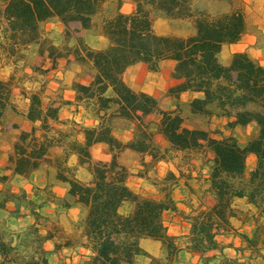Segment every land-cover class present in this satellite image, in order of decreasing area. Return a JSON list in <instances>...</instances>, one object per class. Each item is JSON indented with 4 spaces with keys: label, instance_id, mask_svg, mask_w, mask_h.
<instances>
[{
    "label": "trees",
    "instance_id": "16d2710c",
    "mask_svg": "<svg viewBox=\"0 0 264 264\" xmlns=\"http://www.w3.org/2000/svg\"><path fill=\"white\" fill-rule=\"evenodd\" d=\"M198 1L133 0L134 11L119 9L104 21L102 34L108 45L94 49L77 32L90 29L103 0H0V56L18 68L36 46L38 55L52 62L72 56L82 76L90 79L71 85L83 121L62 119V104L47 101L44 84L27 96L23 120L30 127L17 125L8 158L12 174L0 177V264H51L50 252L78 248L89 252L85 264H180L182 252L199 254L201 264H252L243 256L228 255L225 249L235 247L220 236H238L245 243L236 247L241 252L259 253L264 242V64L247 51L232 53L231 63L225 64L221 59L224 46L240 42L248 31L246 14L241 8L212 11ZM158 19L189 22L191 32L160 35L155 31ZM49 22L64 27L48 28ZM72 24L79 26L75 32ZM164 61L174 62L177 80L167 89L173 105L170 110L163 109L152 94L133 89L124 78L133 65L144 63L157 72ZM15 77L13 71L8 79H0L1 110ZM185 93L198 96L186 101L182 99ZM185 110L202 126L187 127ZM151 114L160 119L148 121ZM214 118L226 119L229 135H211L207 125ZM117 119L135 123L128 142L114 133ZM249 124L256 126V133L241 144L234 131ZM156 134L164 137L167 146L156 141ZM99 143L109 146L110 161L93 157L92 147ZM55 148L61 150L65 162L56 166V179L67 184L64 194L57 193L47 180L34 179ZM124 149L149 156L141 162L144 176L158 163L169 162L173 154L190 166L195 164L193 157L200 155L207 172L198 187L188 186L187 195L198 196L199 191L213 195V205L203 206L200 201L195 206L187 197L182 202L188 209L179 205L174 192L187 185V181L181 183V168L157 177L162 198L135 191L128 183V170L118 160ZM71 157L76 163L67 167L68 172L62 166L66 168ZM78 169L89 178H77ZM13 179L32 183V194L24 187L16 189ZM238 199L251 207L243 219L254 222L251 235L232 223L238 218ZM24 206L32 222L15 227ZM73 208L80 210V216L69 217L65 226L62 218ZM168 210L190 223L183 246L179 236L168 231L164 219ZM148 240L161 244V255L144 247ZM47 242L53 244L52 251L46 248Z\"/></svg>",
    "mask_w": 264,
    "mask_h": 264
},
{
    "label": "rangeland",
    "instance_id": "374dc122",
    "mask_svg": "<svg viewBox=\"0 0 264 264\" xmlns=\"http://www.w3.org/2000/svg\"><path fill=\"white\" fill-rule=\"evenodd\" d=\"M198 5L201 7H208L212 11H223L229 10L231 8H241L245 12V1L244 0H199ZM135 4L133 0H103V3L93 17V21L90 29H80L77 32V35L82 36L88 45L94 49L105 48L108 45L107 38L102 34L103 23L106 19L113 16L116 11L119 9L124 13H131L134 11ZM246 14V12H245ZM48 28H54L57 30L63 29V24L59 22H49L46 25ZM78 25L72 24V31L78 29ZM155 31L160 35H179L186 36L191 32V25L189 22H174L171 23L166 20L158 19L155 22ZM236 46H224L221 59L225 64H230L232 60V53L236 50ZM258 53L257 51H252ZM261 53V54H260ZM262 60L264 61V53L259 52ZM27 62L21 61L19 67L15 68L12 60H6L5 56H0V79L6 80L14 71L16 77L13 81L12 92L8 93L5 97V108L4 110L0 109V113L3 114V117L0 116V119L3 122H0V126L3 125V130L0 133V162H2V156L7 154L8 145L12 143V138L18 133L17 125L21 124L24 128H29L30 124L27 121L23 120V114L27 112L28 109V100L27 96L29 93L36 91L39 85L46 87V90H52L53 87H59L58 91L60 94L68 95V90H71V85L74 81L84 82L89 79V76H82L81 71H79V64L71 58H58L55 62L48 60L47 58L40 57L37 53V47L32 46L30 51L27 53ZM264 63V62H263ZM137 65V66H136ZM135 65V68H131L133 72H128L127 77L124 75L126 81L131 80L132 82L137 79L144 80L143 85L139 89L137 86H133V89L136 91H145L149 94L156 91L159 100L160 106L165 110H170L173 108L172 99L167 95V89L170 86L172 79L176 80L172 75H170V64L169 61H164L160 65V69L157 72H161L162 76H157L155 78H149V68H145L144 63H138ZM134 67V66H133ZM33 68V69H32ZM81 69V68H80ZM130 71V70H129ZM167 88V89H166ZM143 89V90H142ZM151 90V92H150ZM153 95V94H152ZM47 96V94H46ZM154 96V95H153ZM57 97V96H56ZM194 98L193 93H185L182 95V99L186 101H191ZM48 101V100H47ZM81 111V109H79ZM63 114L69 115L74 113L77 115L76 110L71 109V107H63ZM82 116V115H81ZM184 116L186 118L185 125L187 127H199L202 124L199 120L190 118L188 110L184 111ZM148 121L153 119H160V116L157 114H151L146 118ZM83 120V117H82ZM226 119L214 118L208 125L207 129L211 132L213 137L220 138L225 135H229L230 132L225 127ZM206 126V125H205ZM204 126V127H205ZM256 126L254 124H249L245 127H237L234 131V135L239 139L241 144H245L249 139H251L256 133ZM135 132V123L132 121H127L124 119H117L115 121L114 133L115 135L124 142H128L132 139ZM156 141L163 147L167 146V141L160 134L155 135ZM92 154L96 160L110 161L112 158V153L109 147L104 145H97L92 147ZM148 160L149 156L146 154H139L131 149H124L118 153L119 162L128 170L129 185L137 192L142 193L143 195L160 199L164 196L162 186L159 185L158 178L163 173L165 174L167 170L172 169L178 172V169L182 171L180 176L181 183L187 181V185L182 184V187H179L175 190L174 194L177 196L185 195L189 191L188 186L198 187L199 183H202L203 177L207 172V167H202L201 156H194L192 162L195 163L194 166H190L187 161L180 159L178 154H173L169 162H160L157 164V167L150 171L148 176H144L142 168V160ZM64 162L61 155L60 149H52L47 157L45 158V163L42 169H40L35 174V181L42 182L47 180L50 184L53 185V189L59 193H66L67 184L60 182L56 179L57 172V162ZM250 166L253 165L254 158L252 156L248 159ZM9 163V161H8ZM65 163V162H64ZM76 163V158L71 157L67 164L66 168L62 166L63 170H67L68 166H73ZM10 165V164H9ZM69 172V171H68ZM4 175V171H0V177ZM77 178L82 180H87L89 178L88 173L83 169H78L75 171ZM13 186L16 189L24 187L27 189L29 194H32V183L25 182L23 180L13 179ZM183 181V182H182ZM24 183V184H22ZM1 186V185H0ZM198 196H186L191 198V201L194 205H198L200 201H203V205H209L210 194L201 195L199 191ZM187 198V199H188ZM235 206L238 209V218L245 219L246 211L250 210L249 205L243 199H238L235 201ZM13 207V206H11ZM52 207H47V211H51ZM80 216V210L78 208H73L69 210L62 218V221L65 226H69L68 218L78 219ZM169 215H166V222L170 223L169 226H172L173 221L169 220ZM32 222L26 207L22 208V214L19 219L16 220L14 224L15 227H21L28 225ZM254 222L249 221V226ZM179 243L180 245L185 244L184 234H180ZM234 241V238H233ZM234 243V242H233ZM144 247L154 255H161L162 248L159 242L155 241H144ZM246 255H248V250H246ZM89 252L84 248L78 249H65L59 253L51 255L50 262L51 264H85ZM197 256L188 252L181 253V262L180 264H190L193 261H196ZM249 259H253L254 263H262L263 260L258 256H250Z\"/></svg>",
    "mask_w": 264,
    "mask_h": 264
},
{
    "label": "crops",
    "instance_id": "0c3cea01",
    "mask_svg": "<svg viewBox=\"0 0 264 264\" xmlns=\"http://www.w3.org/2000/svg\"><path fill=\"white\" fill-rule=\"evenodd\" d=\"M245 1V12H246V19H247V23H248V31L247 33L243 36L242 40L236 44H232L230 46H236V50L233 51L234 52H243V51H247L249 52L251 55L252 51H257L258 53L254 52V57L258 58L262 63L264 62L262 60V57L260 56L259 52L264 53V0H244ZM71 58V57H70ZM170 64V70L169 73L170 75L173 76V69H174V62L173 61H169ZM264 64V63H263ZM134 66V67H133ZM131 66L130 68H128V72H133L131 68H135V65ZM137 66V65H136ZM145 68H148V66L145 64L144 65ZM81 67L79 66V71H81L80 69ZM130 70V71H129ZM126 77H127V71L125 72ZM124 74V75H125ZM148 77L150 78H155L157 76H162L161 72H149L148 73ZM125 77V76H124ZM174 77V76H173ZM126 80V79H125ZM90 79L84 81L83 83H89ZM132 88L133 86H137L139 89L140 86L143 85L144 80H141L140 78L137 79L136 81L132 82L131 80L126 81ZM177 83V80L172 79L170 82V86L174 85ZM59 87H53L52 90H46V94H47V100L52 99V100H56L58 101V103L62 104V109L63 107L67 106V107H71V109L76 110L77 111V105L75 104V93L73 90H68V95L64 94H60V92L58 91ZM167 89V88H166ZM143 90V89H142ZM151 92V90H150ZM151 94H153L155 97H158L157 92L156 91H152ZM194 97L198 96L197 93H193ZM57 96V97H56ZM28 100V99H27ZM82 113L79 110L77 112V115H75L74 113H70L69 115L67 114H63V111L61 113V118L62 119H75L77 121H83L82 120ZM0 122L2 123L3 120L0 119ZM3 130V125L0 126V133ZM15 138H12V142ZM100 145H104L106 147H109L107 144L105 143H99ZM99 144H96L94 146H97ZM12 151V143L10 142V145H8V149H7V154H4L2 156V162H0V171H4V174H8L11 175L12 174V170L9 168V163H8V158L9 155ZM150 159V158H149ZM148 159V160H149ZM164 176V173L162 175H160V177ZM183 182V181H182ZM24 184V183H22ZM199 186V185H198ZM186 196H188L186 193L185 195H181V196H177L174 194V197L178 200L179 205L182 208H186V206L184 205V203L182 202ZM188 198V197H187ZM210 199L212 201L209 202V205H203V201H201L203 206H207L210 207L213 205L214 201H215V197L213 195H210ZM13 206V204H10V207ZM250 207V206H249ZM251 208V207H250ZM188 209V208H186ZM169 215V220H172V226H169L170 223L166 222V215ZM164 219H165V223L168 226V231L171 235H175L178 236L180 234H184L187 235L190 231V223L183 220L180 216H178L175 212L168 210L164 213ZM232 223L233 225L236 227V229L240 232H244L248 235H251L255 224L253 223L252 225H248L249 222H244L243 219L240 218H233L232 219ZM234 238V241H233ZM220 240L223 241L224 243H233L235 248L232 247H227L225 249V252L230 255V256H243L244 258H248L250 256H258L260 257L263 262L262 263H254L253 259H250L252 264H264V242H262L260 244V252H255L252 251L251 249H245L243 250V252H241L242 250H237L236 247H244L245 243L235 234H229V235H222L220 236ZM46 248L49 251H52L53 249V244L51 242H47L46 243ZM246 250H248V255H246ZM56 254V253H54ZM51 255H53L52 252L49 253V260ZM193 255H196L198 259H196V261H193L190 264H201L199 262V254L194 253Z\"/></svg>",
    "mask_w": 264,
    "mask_h": 264
}]
</instances>
